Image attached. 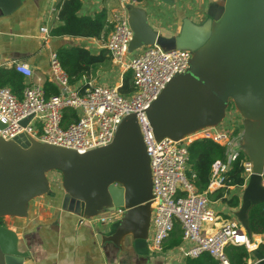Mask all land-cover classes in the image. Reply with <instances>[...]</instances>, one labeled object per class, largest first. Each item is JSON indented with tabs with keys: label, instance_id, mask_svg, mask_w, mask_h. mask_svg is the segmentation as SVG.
<instances>
[{
	"label": "water",
	"instance_id": "water-1",
	"mask_svg": "<svg viewBox=\"0 0 264 264\" xmlns=\"http://www.w3.org/2000/svg\"><path fill=\"white\" fill-rule=\"evenodd\" d=\"M11 1L17 2L0 3ZM125 9L131 31L128 52L152 44L190 50L187 70L169 78L144 110L155 138L180 139L215 126L229 104L241 117L240 147L251 171L231 214L245 230L249 245L254 244L249 249L254 264H264L246 217L251 206L264 202V0H223L205 23L184 19L171 37L160 36L149 25L143 8L129 3ZM29 117L21 118L20 124ZM48 171L59 174L65 208L80 217L109 214L96 234L98 240L121 249L129 237L135 248L142 244L147 252L150 170L133 112L120 119L108 143L82 152L23 132L10 139L0 137V218L25 216L30 199L49 193ZM22 259L12 233L0 225V264H21Z\"/></svg>",
	"mask_w": 264,
	"mask_h": 264
},
{
	"label": "built area",
	"instance_id": "built-area-1",
	"mask_svg": "<svg viewBox=\"0 0 264 264\" xmlns=\"http://www.w3.org/2000/svg\"><path fill=\"white\" fill-rule=\"evenodd\" d=\"M129 3L136 2L119 0V7L112 15L111 29L104 43L110 60L119 66L131 37L125 9ZM38 32L45 41L49 35L47 28L41 26ZM189 58L190 52L185 49H163L157 44L143 47L124 66L131 72L133 89L128 94H122L116 85L97 84L89 79L84 80L78 88L72 87L55 52H51L48 68L58 91L48 95H45L40 84L31 80L33 73L27 64L19 60H8L4 66L20 74L23 85L19 96L8 86H0V122L3 124L0 137L10 139L23 132L39 141L82 152L108 143L120 119L133 112L150 170V249L161 250L163 238L177 220L181 236L179 244L175 246V255L183 258L206 251L218 260V264H228L224 254L225 245L244 244L249 250L254 244L249 245L245 230L235 218H222L214 211L205 191L196 189L187 179L185 170L188 165L186 144L196 137H209L223 145L225 153L223 158L212 161L206 189L221 185L223 173L238 157L241 149L233 141V126L226 129L204 126L180 139L166 136L155 138L144 111L169 78L187 70ZM67 107L74 111L76 118L64 123L62 113ZM28 115L30 117L26 123L20 124L19 120ZM240 161L244 184L251 171V162L247 157ZM245 264L254 262L247 258Z\"/></svg>",
	"mask_w": 264,
	"mask_h": 264
},
{
	"label": "crops",
	"instance_id": "crops-1",
	"mask_svg": "<svg viewBox=\"0 0 264 264\" xmlns=\"http://www.w3.org/2000/svg\"><path fill=\"white\" fill-rule=\"evenodd\" d=\"M61 1L17 0V3L11 1L1 5L0 67H5L4 63L8 60L24 62L32 70L31 80L40 84L44 90L45 80L55 84L50 78L49 54L60 46L79 45L91 54L103 51L105 57L94 64L87 75L69 84L78 88L84 80L89 79L93 83L118 87L123 73L127 71L125 64L136 55H130L127 51L119 66L110 60L104 47L119 0H81L79 15L92 16L100 9L106 14L104 31L99 38L51 35V29L60 23L57 5ZM220 4L221 0H173L171 4L159 0H142L135 3L145 10L149 25L163 37L176 35L184 19L197 23L208 17ZM41 26H45L49 32L45 41L38 32ZM219 129L224 128L220 126ZM46 175L50 192L30 199L25 216L5 215L0 221V225L12 233L15 249L23 254L21 264H181L182 257L175 255V246L152 251L147 240V252L140 253L129 237L124 239L121 249L111 242L98 240L96 234L101 232L109 214L80 217L65 208L64 192L58 187L59 174L48 171ZM240 193L241 187L229 186L228 195L235 194L239 198ZM218 200H211L212 204ZM221 203L230 212L236 207ZM222 218L231 217L225 214ZM253 237L261 240L262 235L253 233ZM248 258L254 262L251 255Z\"/></svg>",
	"mask_w": 264,
	"mask_h": 264
},
{
	"label": "trees",
	"instance_id": "trees-1",
	"mask_svg": "<svg viewBox=\"0 0 264 264\" xmlns=\"http://www.w3.org/2000/svg\"><path fill=\"white\" fill-rule=\"evenodd\" d=\"M134 1L140 2L142 0ZM80 4L81 0H62L57 5V18L60 23L51 29V35L77 38H99L102 35L106 24L104 10L100 9L92 16L79 15ZM55 54L67 74L68 82H73L75 79L87 75L89 69L105 57L103 51L99 54H91L79 45L60 46L56 49ZM3 85L8 86L14 94L19 96L23 78L11 68L0 67V86ZM43 87L45 95L58 91L57 86L48 80L44 81ZM117 88L122 94H128L132 91L133 84L130 70L123 73L121 84ZM75 118L72 109L67 107L63 110L62 121L64 123ZM186 148L188 152V165L185 170L187 179L194 184L198 191L204 190L209 200L219 199L229 206H237L239 198L235 194L228 195V188L229 186L241 187L243 184V166L240 161L246 157L243 151L239 149L238 157L232 161L230 167L223 173L222 184L207 190L211 163L214 159L223 158L225 147L209 137H196L186 144ZM246 217L252 234L262 235L257 248L264 253V202L251 206L247 210ZM180 236L179 223L175 220L172 228L161 242V249L171 248L179 244ZM136 251L144 253L143 245L137 244ZM224 254L228 264H245L246 259L250 256V251L244 244H227L224 246ZM181 264H218V260L206 251H202L196 256L183 257Z\"/></svg>",
	"mask_w": 264,
	"mask_h": 264
},
{
	"label": "rangeland",
	"instance_id": "rangeland-1",
	"mask_svg": "<svg viewBox=\"0 0 264 264\" xmlns=\"http://www.w3.org/2000/svg\"><path fill=\"white\" fill-rule=\"evenodd\" d=\"M15 3H17V2H15ZM0 5H2V3H0ZM118 7H119V3H118ZM206 18L207 17L203 18L202 20L200 19L201 21H199L197 23L192 22V24L201 25V24L205 23ZM180 27H181V25H180ZM142 48L130 52V55H132L133 53L137 55L138 53L141 52ZM176 49H185V50L190 52V50L188 48L183 47L182 45L176 47ZM228 106L229 107L225 110L224 117L222 118V120L217 125H215V127H217L219 129V127L221 126L222 128L226 129L229 126H233V131H232L233 141L237 144L238 147H240L239 143H240L241 124H242L241 117L239 116L238 112L234 109V107L231 104H229ZM221 202H223V201L218 200V202H215L212 204V201L209 200V205L211 204L214 211L217 212L218 214H220L221 217H223L225 214L228 217H233L230 210L226 206L224 207V205ZM151 233H152V227L150 225L149 230H148V234L151 235ZM148 239H149V236H148L147 240ZM151 250L155 251L153 249H151Z\"/></svg>",
	"mask_w": 264,
	"mask_h": 264
},
{
	"label": "flooded vegetation",
	"instance_id": "flooded-vegetation-1",
	"mask_svg": "<svg viewBox=\"0 0 264 264\" xmlns=\"http://www.w3.org/2000/svg\"><path fill=\"white\" fill-rule=\"evenodd\" d=\"M214 13H215V11L212 10V12L210 14H214Z\"/></svg>",
	"mask_w": 264,
	"mask_h": 264
}]
</instances>
